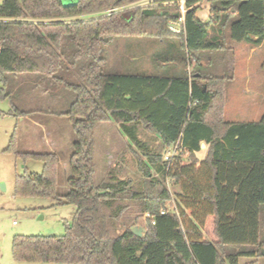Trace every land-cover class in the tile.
I'll list each match as a JSON object with an SVG mask.
<instances>
[{"label":"trees","instance_id":"1","mask_svg":"<svg viewBox=\"0 0 264 264\" xmlns=\"http://www.w3.org/2000/svg\"><path fill=\"white\" fill-rule=\"evenodd\" d=\"M138 1L0 0L1 99L13 102L16 117L34 112L19 111L16 98L69 99L68 110L51 115L68 118L76 135L63 195L57 186L58 155L21 152L15 134L11 138L7 152L44 166L41 174L16 176L15 196L57 199L76 208L63 236H15L12 256L18 262L54 264H240L243 258L255 264L264 249V118L225 120L235 53L209 31L220 22L227 25L231 43L260 44L264 0H188L181 34L169 30V21L181 16L179 5L170 4L176 0L55 22ZM203 4L210 5L208 21L198 17ZM168 36L179 38L163 54L173 75L105 70L106 47L115 38L163 43ZM215 53L226 58L224 76L213 74ZM101 123L115 124L137 150V184L122 180L114 169L95 184V131ZM144 132L159 137L158 151L142 140ZM202 144L206 156L199 159ZM173 147L177 154L165 161ZM127 215L134 223L121 233L118 226ZM133 228H141L142 236Z\"/></svg>","mask_w":264,"mask_h":264},{"label":"rangeland","instance_id":"2","mask_svg":"<svg viewBox=\"0 0 264 264\" xmlns=\"http://www.w3.org/2000/svg\"><path fill=\"white\" fill-rule=\"evenodd\" d=\"M161 1L150 0V3L145 5V7L162 6ZM166 6V4L163 5V7ZM209 9V4H203L201 11L198 12V17L204 21L210 20ZM119 11L122 10L120 9ZM98 16H103V14L67 18L55 22L69 23L89 20ZM209 35L217 37L227 47L232 46L235 53V73L233 80L228 82L225 119L239 122L262 120L264 118V44L249 60L248 53L241 50L246 43L238 45L231 43L227 25L221 27L220 22L212 25ZM168 37L163 43L154 38H115L106 47L108 61L105 70L109 73L131 74L140 67L146 74L161 75L166 73L168 69L164 67L166 63L164 60L167 57H163V54L167 53V51L169 52V48H172L168 43L177 44L179 42V38L176 36ZM235 46H237V51ZM222 56H224L222 53L213 55V59L217 63L216 67H213V74L215 75H226V69L223 67L227 66V61L224 64L223 59L226 58ZM133 57L136 58L133 59ZM156 59L160 61L159 64L155 62ZM206 63L204 62V64ZM170 67L169 65L168 68ZM14 105L19 111L34 112L27 117H16L13 111V102L11 100H2L0 97V264H54L26 263L14 260L12 256L13 238L19 235L63 236L66 231V223H70L73 220L76 208L69 205H59L57 199L15 196L14 182L16 176L23 175L25 172L41 174L44 166L43 163L33 160L24 162L13 153L7 152L6 149L14 134L17 138L18 150L21 152H51L50 143H54L52 146L56 147L55 153L58 155L60 162L57 177L58 192L60 195L65 194L68 191L69 160L73 153L76 135L68 118L51 115V112L61 109L68 110L70 100H63L60 103L58 100L50 99L46 95L42 102L32 101V99L26 102L24 98H16ZM104 126L98 125L95 131V184L99 185L112 169L118 171V177L121 179H132L137 184L140 179V173H138L136 154L129 152L124 153L122 157L117 156L118 160L123 161L124 166L120 168L117 165L110 167L111 159L106 153L108 148L105 146L101 136L104 134H116L118 128L115 124L103 128ZM142 140L153 151L160 149L157 145L158 141L155 140L153 135L150 137L144 135ZM119 146L122 148L123 142H120ZM112 150L116 149L112 147ZM2 184H4L5 190H3ZM168 206L171 209L173 203H169ZM126 217V220L123 219L118 226L121 233L134 223L132 219H129L130 215ZM240 249L242 248H236L237 251ZM263 252L264 249L262 250V256L255 264H264ZM252 262H254V259L243 258L240 260V264H250Z\"/></svg>","mask_w":264,"mask_h":264},{"label":"crops","instance_id":"3","mask_svg":"<svg viewBox=\"0 0 264 264\" xmlns=\"http://www.w3.org/2000/svg\"><path fill=\"white\" fill-rule=\"evenodd\" d=\"M243 43H246V42H243ZM240 44H242V43H240ZM263 42L262 43H260V44H258V45H253V44H251V43H246V45H245V47L244 48H241V50H243L244 52H247L248 53V58H249V60H250V58L252 57V56H254L255 54H256V52L259 50V49H261L262 47H263ZM238 45V44H237ZM235 48H236V51H237V46H235ZM240 50V51H241ZM134 58H136V57H133V59ZM248 60V61H249ZM135 70V69H134ZM175 72H173L172 70H167V72L166 73H164V74H161V75H169V76H171V75H173ZM234 73H235V68H234ZM131 74H145V75H153V74H146L145 73V71H143L142 70V68H140V67H138V69H136L133 73H131ZM234 78V77H233ZM233 80V79H232ZM231 81V80H230ZM230 81H228V82H230ZM228 82H227V87H226V89H227V92H228ZM248 90V89H247ZM228 94V93H227ZM226 103H227V96H226ZM225 113H226V106H225V112H224V117H225ZM226 120V119H225ZM227 121V120H226ZM228 122H239V121H228ZM243 122H247V121H243ZM253 122H256V121H253ZM100 125H105L103 128H105V127H109V126H111V125H113V123H101V124H99V126ZM102 128V129H103ZM144 135H146V136H148V137H150L151 135H153V134H151V133H148V132H144V134L142 135V137L141 138H143V136ZM154 137H155V140H159V137L158 136H155V135H153ZM101 138L104 140L103 142H105L104 144H105V146H107V154H108V156H110V167L111 166H115V165H117L118 166V168H120V167H123L124 165V163H123V161H120V160H118L116 157L117 156H123V154L124 153H129V152H131V153H134L135 154V152L137 151L135 148H133V147H131V146H129V144H128V142H127V140L123 137V135L119 132V130H118V132L116 133V134H104V135H102L101 136ZM120 142H123V146H122V148H120V146H119V143ZM51 144V152H55L56 150V147H54V146H52V145H54V143H50ZM114 148V149H116V150H112L111 151V148ZM120 149V150H119ZM206 146H205V148H202V152L201 153H199V154H197V156H198V158L199 159H204L205 158V156H206ZM112 152V153H111ZM168 152V151H167ZM112 156H113V158H112ZM116 166V167H117ZM115 168V167H114ZM123 180V179H122Z\"/></svg>","mask_w":264,"mask_h":264},{"label":"built area","instance_id":"4","mask_svg":"<svg viewBox=\"0 0 264 264\" xmlns=\"http://www.w3.org/2000/svg\"><path fill=\"white\" fill-rule=\"evenodd\" d=\"M236 1H243V0H236ZM176 2V4L179 5V10H180V13H181V16L180 18L177 20V21H169V30L174 33V34H181L184 29H185V15L186 13L188 12V9L186 7V4L188 2V0H176L174 2H170V4H174ZM148 3H150V0H141L140 2H137V3H133V4H130L128 6H124V7H121V8H117V9H113V10H110L106 13H103V16H110L114 13H117V12H122V11H125V10H131V9H134V8H139V7H145V5H147ZM144 5V6H143ZM122 10V11H119V10ZM1 21V20H0ZM177 154V147H173L166 155H165V161H170L171 158ZM166 214V211L163 210L161 212V215H165ZM147 217H149V215H147Z\"/></svg>","mask_w":264,"mask_h":264},{"label":"water","instance_id":"5","mask_svg":"<svg viewBox=\"0 0 264 264\" xmlns=\"http://www.w3.org/2000/svg\"><path fill=\"white\" fill-rule=\"evenodd\" d=\"M202 148H205V144H202V146H201ZM2 187H3V190H5L6 188H5V186H4V184H2ZM133 233L135 234V235H137L138 237H141L142 236V232H143V230L141 229V228H133ZM264 253V252H263Z\"/></svg>","mask_w":264,"mask_h":264}]
</instances>
